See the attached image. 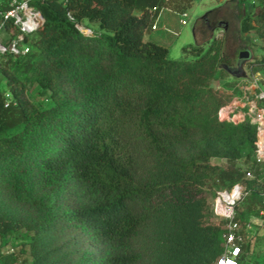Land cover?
<instances>
[{
  "label": "trees",
  "instance_id": "obj_1",
  "mask_svg": "<svg viewBox=\"0 0 264 264\" xmlns=\"http://www.w3.org/2000/svg\"><path fill=\"white\" fill-rule=\"evenodd\" d=\"M172 1L32 2L44 21L30 51L0 62L24 74L6 73L11 96L0 92V236L23 230L29 264H153L165 222L188 217L210 240L201 264L220 255L224 222H201V187L213 177L229 188L240 180L233 164L244 149L249 155L255 127L217 117L230 99L214 85L227 76L218 40L184 46L177 59L144 40L152 10ZM240 30L264 39V0ZM250 70L264 71V56ZM33 84L49 93V107L27 101ZM16 255L0 258L12 264Z\"/></svg>",
  "mask_w": 264,
  "mask_h": 264
},
{
  "label": "rangeland",
  "instance_id": "obj_2",
  "mask_svg": "<svg viewBox=\"0 0 264 264\" xmlns=\"http://www.w3.org/2000/svg\"><path fill=\"white\" fill-rule=\"evenodd\" d=\"M184 11L188 14V24L181 26L179 24V16H176L178 26L182 30L180 36L175 38L174 42L168 46V57L170 59L180 57L181 45L192 42L191 38L187 42H183L184 39H188L190 36L189 22L192 17L195 14L208 12L209 14H205L202 19L203 22L200 20L201 24L207 23L216 32L212 37L203 36L200 44L203 49H206L212 39L219 41V64L223 69L226 66L229 71L225 69L227 76L217 79L214 85L226 96L230 97L228 101L230 102L233 97L241 95L240 86L243 84V79H252L254 72L250 70V64L263 58L264 39L258 38L253 30L247 33L241 32L240 22L243 14L235 6L234 0H228L223 6H220L219 0H193L191 5L186 7ZM90 27L97 30L95 25H90ZM245 51L249 53V57L245 60H240L239 54ZM238 68L244 72L245 78L236 77L232 74ZM6 73L12 74L13 78L20 81L24 80V74L20 70L13 68V66H6V69L0 70V92L6 98H10ZM259 74V86L264 89V71L259 72ZM24 95L28 102L38 108H47L51 105L49 93L42 91L35 84L27 85ZM253 149L254 146L249 149V155H247L248 150L244 149L242 156L233 164L234 168L241 173L238 182H242L245 186V194L235 203L233 210L235 219L240 225L245 239L244 259L241 264H264V217L261 214V211H264V190L261 189L258 193L252 192L248 184L253 181L264 188V163L255 161ZM210 163L219 169L227 166L225 159L211 158ZM247 171L251 172L252 177H245V172ZM228 188V182L221 183L216 177H213L201 187L202 193L200 194L201 208L198 210L201 214L200 220L204 226L209 223L214 224L217 221L224 222L223 230L218 236L220 246H222L223 242L226 220L214 212V201L218 192ZM0 207L6 210L2 204H0ZM164 228H166L164 233L162 232L164 249L156 257L153 264H201L200 256L210 246L207 233H199L189 217L187 221H183L182 218L166 221ZM181 228L186 230L182 231ZM28 242L29 238L23 230L13 231L0 236V245L4 246L7 244L16 248L17 255L12 264H29L31 256ZM7 262V259L0 258V264H6ZM214 263L215 259L212 264Z\"/></svg>",
  "mask_w": 264,
  "mask_h": 264
},
{
  "label": "built area",
  "instance_id": "obj_3",
  "mask_svg": "<svg viewBox=\"0 0 264 264\" xmlns=\"http://www.w3.org/2000/svg\"><path fill=\"white\" fill-rule=\"evenodd\" d=\"M34 0H12L9 8L0 17V62L4 55L14 57L22 56L30 51L29 39L43 23L44 18L40 10L33 4ZM168 3L170 0H164ZM167 6H162V11ZM179 24H188L186 11L177 13ZM6 23L10 24V30H5ZM85 34H91L89 28L79 27ZM150 30H157L153 23ZM260 74L256 72L252 79H243L240 86L241 95L222 105L217 111L220 121L239 123L248 121L255 127V141L253 157L258 163H264V89L259 86ZM245 177H252L250 171L245 172ZM236 193V194H234ZM224 194L229 199H224ZM245 194V186L242 182L234 183L229 189L218 192L214 201V212L226 220V228L223 234L222 250L215 264H240V256L243 253L242 246L245 243L240 225L234 219V205ZM264 217V211H261ZM16 248L10 245H0V256L15 254Z\"/></svg>",
  "mask_w": 264,
  "mask_h": 264
},
{
  "label": "crops",
  "instance_id": "obj_4",
  "mask_svg": "<svg viewBox=\"0 0 264 264\" xmlns=\"http://www.w3.org/2000/svg\"><path fill=\"white\" fill-rule=\"evenodd\" d=\"M11 1L12 0H0V17L1 14L9 8ZM192 1L193 0H173L172 3L162 11H158L154 8L152 11L154 12L156 10L157 12L155 13L152 24L156 23L157 30H146V32L144 33V40L153 41L168 49V46H170L174 42V39L181 34L182 28L178 26V21L176 18L177 13L180 12V10H184L186 7L190 6ZM227 1L228 0H219L220 6L225 5ZM234 1L235 6L242 12L243 15L253 12L255 6L257 5V0H245L242 3L238 0ZM205 14L209 13L204 12L195 14L189 22V31L191 37L189 36L188 39H184L183 42H187V40H190V38L192 39V42L181 45V55L179 58L183 56L182 48L184 46L200 44L202 40L201 38L203 36L206 37L208 35V37H212L213 35H215L214 33L216 31L212 30L207 23L201 24V21L204 18ZM91 25L96 26V24Z\"/></svg>",
  "mask_w": 264,
  "mask_h": 264
},
{
  "label": "water",
  "instance_id": "obj_5",
  "mask_svg": "<svg viewBox=\"0 0 264 264\" xmlns=\"http://www.w3.org/2000/svg\"><path fill=\"white\" fill-rule=\"evenodd\" d=\"M249 57V53L248 52H242V53H240L239 54V59L240 60H245V59H247ZM225 69H227L228 70V68L225 66ZM229 71V70H228ZM232 74L234 75V76H236V77H242V78H245L244 77V72L243 71H241V69L240 68H238L237 70H234L233 72H232Z\"/></svg>",
  "mask_w": 264,
  "mask_h": 264
},
{
  "label": "bare ground",
  "instance_id": "obj_6",
  "mask_svg": "<svg viewBox=\"0 0 264 264\" xmlns=\"http://www.w3.org/2000/svg\"><path fill=\"white\" fill-rule=\"evenodd\" d=\"M234 194H236V193H234ZM224 199H229L230 198V196L229 195H226V194H224Z\"/></svg>",
  "mask_w": 264,
  "mask_h": 264
}]
</instances>
